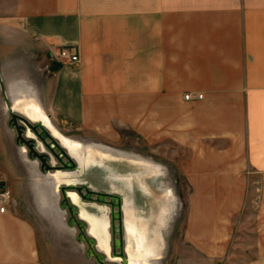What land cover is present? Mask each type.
Here are the masks:
<instances>
[{
    "label": "crops",
    "instance_id": "obj_1",
    "mask_svg": "<svg viewBox=\"0 0 264 264\" xmlns=\"http://www.w3.org/2000/svg\"><path fill=\"white\" fill-rule=\"evenodd\" d=\"M145 5L142 72L121 76L98 59L81 14L48 9L45 0H16L9 18L15 32L0 33L5 35L0 46L13 48L3 62L15 65L7 73L0 71V127L7 130L10 108L34 107L54 134L82 147L80 171L55 175L58 184L75 183L95 153L108 160L121 156L82 146L52 118L71 116L103 128L104 120L113 115L127 119L142 115L146 141L175 144L188 152L180 159L177 149L167 156L192 185L184 242L197 255L215 256L228 254L237 239L252 238L255 243L247 244L243 252L257 257L248 264H264V199L247 202L249 175L261 176L264 190V0H151ZM171 26H190V31L179 30L169 41ZM61 46L79 47L80 68L53 55ZM136 83L142 86L135 93L142 96V106H131L129 88ZM4 157L0 146V160ZM22 202L0 211V264H48L43 256L49 242L44 236L45 247L41 244L40 216L27 199ZM253 203L260 209L249 210ZM82 206L98 245L108 250L107 210ZM125 211L126 222L133 224L134 214L144 213L128 204ZM237 215L242 217L239 222ZM251 220L255 226L251 230L247 226L245 236L237 234ZM64 264L92 263L79 253ZM145 264L152 263L146 259Z\"/></svg>",
    "mask_w": 264,
    "mask_h": 264
},
{
    "label": "rangeland",
    "instance_id": "obj_2",
    "mask_svg": "<svg viewBox=\"0 0 264 264\" xmlns=\"http://www.w3.org/2000/svg\"><path fill=\"white\" fill-rule=\"evenodd\" d=\"M45 1L48 9H67L83 16L90 27L88 38L98 52V59L113 66L114 72L121 76L126 74L131 76L133 73L142 72L146 33L143 18L146 12L145 3L151 0ZM15 10L16 0H0V33L6 36L15 32L14 25L9 19ZM6 14L8 18L1 19L5 18L3 16ZM187 14H190V10ZM179 30L190 31V26L169 27V41L174 38L173 35L178 34ZM5 35L0 34V45L4 42L2 38ZM62 47L53 52H57ZM77 49L79 51V47ZM0 50L2 51V53L0 52V71L4 70L7 73L14 70L15 65L10 67L3 62L7 57H11L9 54L13 52V48L0 46ZM63 63L80 68L81 57L76 63ZM129 89L131 90V106L133 104L142 106V96L135 95L142 91V86L137 83L136 85L131 84ZM35 117H41V115ZM10 118L9 111L7 130L0 127V139L2 140L0 146L7 156L0 160V189L6 188L11 192V206H17L19 201L24 202V199H27L35 209V214L40 216L38 232L43 247L46 244L44 236H47L49 242L48 253L46 256L42 255L48 264H64L65 261L78 258L79 253L87 259L88 263L99 264L94 256L89 255L87 243L78 239L79 229L76 225L69 223L68 210L59 208L62 195L60 191L55 193L53 179L40 169V163L31 160L26 154L20 153L21 151L15 145V133L9 127ZM52 119L53 123L65 135L80 142L83 146L92 145L123 157L120 160L103 159L101 162H99L100 159L95 158L98 160H93L84 174L100 185L114 188V191L123 190L130 200L129 206L138 205L144 209V213L139 217L136 213L134 214L138 228L130 222H127V225L135 227L137 231L144 232L145 248L148 247L154 250L155 254H159L160 258L158 259H152L155 255L147 254L153 264H192L194 261L199 264H248L251 259L257 257L250 253L245 255L243 252V248L247 244L255 243L252 238L237 239V243L228 254L215 256L197 255L191 246L184 242L183 231L185 230L186 213L189 210L193 194L192 185L188 183L186 176L182 173L183 169L167 156L170 152H176L177 149L179 152L177 156L180 159V157L185 158L188 152L182 148H176L175 144L146 141L142 129V115L135 118L131 116V119L113 115L109 120L103 119L107 124L103 128L93 125L91 120L83 123L78 118L74 119L71 116L61 115ZM56 151L58 150L56 149ZM15 154L18 158H15ZM95 154L94 156H98L97 153ZM130 158L143 160L146 165L133 163ZM64 161L67 159L64 158ZM149 165L151 166L149 167ZM64 171L71 172L73 169ZM249 177L251 185L247 192V202L261 201L264 199V190L261 187L262 178L257 174L249 175ZM119 180L125 181L126 185L124 183L123 187ZM170 188L176 195V199L171 191L168 192ZM248 209L257 211L260 206L253 203ZM248 209H245V212ZM241 218L237 215L235 219L239 222ZM247 226L248 230H251L255 224L252 220L249 221L243 229H239L237 234L245 236L242 231H246ZM248 232L250 233V231ZM43 250L45 252V248ZM110 254L113 256L111 252ZM136 254L138 255L139 252ZM127 257L130 258V255ZM106 262L111 263L110 261Z\"/></svg>",
    "mask_w": 264,
    "mask_h": 264
},
{
    "label": "water",
    "instance_id": "obj_3",
    "mask_svg": "<svg viewBox=\"0 0 264 264\" xmlns=\"http://www.w3.org/2000/svg\"><path fill=\"white\" fill-rule=\"evenodd\" d=\"M10 117L9 127L15 133V144L17 148L23 155L26 154L31 160L40 163V169L53 179V189L55 193H59L60 191L62 195V200L59 208L61 210H68L70 214L68 218L69 223L78 227V239L87 243L89 255L94 256L99 264H108L106 261H110V264H116L119 261H121L123 264H128L127 256L129 255V253L127 251V246L129 243V237L126 233L125 227V206H127V204L130 205V200L129 202H127V194L125 196V192L123 190L118 192L114 191V188L110 186L100 185L99 183L88 178V175H85L82 170L80 176L76 177V182L72 183V185L65 182H62L60 184L56 183L57 177L55 176V174L57 172L67 169H73V171L68 173H76L77 171H80L81 162L79 160V157L73 154L63 144L62 140L54 134L52 129L45 122L33 119L28 113L23 110L11 108ZM56 149L58 151H56ZM64 158H66L67 161H64ZM95 158L100 159L99 162L105 159H101V156L99 154L98 156H94V159ZM98 159H95L94 161H97ZM120 159H122V157ZM93 160L91 163H93ZM142 165H146V162ZM150 166L151 165H149V167ZM84 176H86V179H90L91 182H95L96 185H93L91 184V182L86 181L85 178H82ZM119 183L124 185L125 182L119 180ZM68 191H75L79 196L81 202L86 204L87 208L95 210L99 207H104V209L107 210L106 217L109 222L108 232L110 236V252L112 251L111 253L113 254V256H118L121 260H113L111 255L107 254L106 250L100 248V246L98 245L97 237L91 232L89 221L83 218L81 215V205L77 203L71 195H68ZM169 191H171L173 194L171 188L168 190V192ZM173 196L175 197L176 195L173 194ZM117 234L119 236L118 238L116 236ZM117 246L120 247L119 253L116 251ZM148 255H155V257L152 259L160 258L159 254H155V251L152 249H150ZM151 263L153 264V261H151Z\"/></svg>",
    "mask_w": 264,
    "mask_h": 264
},
{
    "label": "bare ground",
    "instance_id": "obj_4",
    "mask_svg": "<svg viewBox=\"0 0 264 264\" xmlns=\"http://www.w3.org/2000/svg\"><path fill=\"white\" fill-rule=\"evenodd\" d=\"M30 103H32V102H30ZM24 111L26 113H28L33 119L40 120V121H43V122L47 123L46 118H43V115H41L40 113H37L36 112L37 110L34 109V107L26 106ZM36 115H41V117H35ZM55 135L58 136V134H55ZM59 138L62 140L63 144L73 154H75L77 157H79L81 155L80 153H81L82 147L80 148V146H78V145L71 144L72 142H69V140L68 139H65L64 137L63 138L62 137H59ZM79 160H80V157H79ZM63 172L64 171H59L57 173L62 174ZM77 172H79V171H77ZM59 174H55V175L58 176ZM69 174H71V173H69ZM63 175H65V174H63ZM63 175H59V176L61 177ZM68 184L72 185V183H68ZM68 195H71L74 198V200L81 205L80 211H81L82 217L85 218V219H87V220L88 219L90 220V216L87 215V213L85 212L84 206H82L84 203L81 202V200H80L79 196L77 195V193L75 191H68ZM125 227H126V233H127V230H128V234L127 235L129 237V243H128V246H127V251H128V253L130 255V258L127 257L128 264H140V263L141 264H145L146 259H148V257H146V256H147L148 252H150V249L148 247L145 248L146 245L144 246V244H145L144 242H145V238H146L145 237V233L142 232V231L141 232L140 231H137V229L135 227H133V226L130 227L129 225H127V222H126ZM136 227H137V225H136ZM106 251H107L108 254H110V250L109 249L106 250ZM136 252H139L140 257H139V254L138 255L136 254ZM134 254H136V255L134 256ZM142 254H143V256H142ZM111 257H112V259H116V261L121 260L118 256H111Z\"/></svg>",
    "mask_w": 264,
    "mask_h": 264
},
{
    "label": "built area",
    "instance_id": "obj_5",
    "mask_svg": "<svg viewBox=\"0 0 264 264\" xmlns=\"http://www.w3.org/2000/svg\"><path fill=\"white\" fill-rule=\"evenodd\" d=\"M53 55L62 62L76 63L80 59L79 51L75 46H63L57 52H53ZM191 94H186L185 98L189 99ZM203 94H198V98H202ZM11 192L6 189H0V211H6L9 206L12 205Z\"/></svg>",
    "mask_w": 264,
    "mask_h": 264
},
{
    "label": "flooded vegetation",
    "instance_id": "obj_6",
    "mask_svg": "<svg viewBox=\"0 0 264 264\" xmlns=\"http://www.w3.org/2000/svg\"><path fill=\"white\" fill-rule=\"evenodd\" d=\"M117 222V221H116ZM117 236V238L119 237L118 236V234L116 235ZM116 251L119 253L120 252V247L119 246H117V249H116ZM113 260H116V259H113ZM116 264H123L121 261H119L118 263H116Z\"/></svg>",
    "mask_w": 264,
    "mask_h": 264
}]
</instances>
